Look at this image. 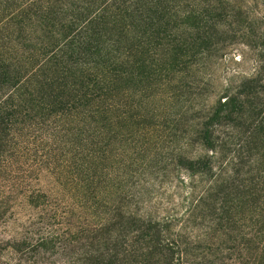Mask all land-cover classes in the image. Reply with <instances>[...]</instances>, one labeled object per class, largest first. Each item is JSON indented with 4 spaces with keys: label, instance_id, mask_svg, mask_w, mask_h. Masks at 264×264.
I'll return each mask as SVG.
<instances>
[{
    "label": "rangeland",
    "instance_id": "rangeland-1",
    "mask_svg": "<svg viewBox=\"0 0 264 264\" xmlns=\"http://www.w3.org/2000/svg\"><path fill=\"white\" fill-rule=\"evenodd\" d=\"M215 1L207 14L220 18L205 52L160 86L127 94L121 118L100 124L105 138L71 117L16 132L25 144L0 170V264H86L100 242L119 238L121 247L135 219L170 228L175 264H257L252 216L236 208L241 176L224 181L264 169V140L250 152L235 145L264 117V0ZM229 99L235 111L214 120ZM94 148L95 164L85 158Z\"/></svg>",
    "mask_w": 264,
    "mask_h": 264
},
{
    "label": "trees",
    "instance_id": "trees-1",
    "mask_svg": "<svg viewBox=\"0 0 264 264\" xmlns=\"http://www.w3.org/2000/svg\"><path fill=\"white\" fill-rule=\"evenodd\" d=\"M216 4L215 0H0V170L7 168L8 155L25 144L16 142V132L40 130L46 122L69 117L91 121L94 137L105 138L100 124L121 118L127 94H136L143 84L148 91L160 86L178 65L188 66L205 52L220 18L207 14V9L217 12L220 4ZM237 106L230 99L221 103L225 115L218 112L214 120L228 119ZM258 133L264 136V117L251 125L244 139L237 137L239 152H250L258 139L264 140ZM209 146L217 154V146ZM96 153L94 148L85 158L95 164L100 160ZM84 164L80 172L91 181L95 177ZM194 164L206 168L202 162ZM235 175L241 176L244 188L236 208L251 214L255 261L264 264V169L255 176L234 171L224 185L239 181ZM224 185L218 195L224 194ZM41 197L32 195L31 201ZM220 198L229 204V195ZM129 222L138 229L121 247L119 238L100 242L103 251L87 257L86 264H175L180 245L172 240L168 226L141 219Z\"/></svg>",
    "mask_w": 264,
    "mask_h": 264
}]
</instances>
